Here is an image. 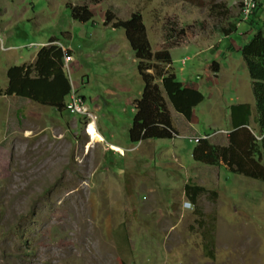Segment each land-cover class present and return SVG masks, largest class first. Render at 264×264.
Wrapping results in <instances>:
<instances>
[{"label":"rangeland","instance_id":"374dc122","mask_svg":"<svg viewBox=\"0 0 264 264\" xmlns=\"http://www.w3.org/2000/svg\"><path fill=\"white\" fill-rule=\"evenodd\" d=\"M68 3L87 5L93 18L74 20ZM241 3L0 0V86L10 66L34 63L56 37L71 50L64 69L89 110L0 95V264H264V181L195 161L189 141L210 133L225 145L233 103L255 114L234 47L255 27L264 31V9L245 19ZM107 10L116 19L140 12L151 50L169 49L176 78L203 93L190 121L168 104L172 138L129 141L143 82L124 30L104 24ZM231 22L238 30L226 37ZM92 121L102 141L91 143ZM186 183L204 187L194 203ZM208 234L213 258L204 253Z\"/></svg>","mask_w":264,"mask_h":264},{"label":"trees","instance_id":"16d2710c","mask_svg":"<svg viewBox=\"0 0 264 264\" xmlns=\"http://www.w3.org/2000/svg\"><path fill=\"white\" fill-rule=\"evenodd\" d=\"M67 6L76 21L87 22L93 18V11L85 4L68 3ZM259 9H264V0L257 1L250 16ZM109 22L113 28L124 30L143 82L140 97L133 101L135 112L128 130L129 141L136 144L146 139L172 138L175 129L168 104L190 121L194 108L204 100L203 93L176 78L171 71L169 49L151 50L140 12H133L127 19H116L115 14L107 10L104 24ZM244 22L248 23L246 20ZM237 30V24L231 22L223 30L224 36L229 37ZM56 41L58 39L52 37L48 45H42L37 50L34 63L10 66L6 71L7 86H0V95H16L57 111L66 109V101L74 89L65 72L64 62L65 57L72 53L70 49L63 50L62 46L54 43ZM235 50L240 51L250 78L255 114L249 103L231 104L228 109L227 143L219 145L208 139H200L192 150V157L197 162L224 166L229 172L264 181V31L255 27L250 39ZM214 68L217 69V63H214ZM251 116L256 130L250 127ZM203 191L204 187L198 184L184 185V193L193 203ZM211 193L215 194L213 191ZM204 253L213 258L211 234L204 242Z\"/></svg>","mask_w":264,"mask_h":264},{"label":"built area","instance_id":"2783aa9c","mask_svg":"<svg viewBox=\"0 0 264 264\" xmlns=\"http://www.w3.org/2000/svg\"><path fill=\"white\" fill-rule=\"evenodd\" d=\"M258 0H251V5H243V0L241 3V17L247 19L250 16L251 9H254ZM68 56L65 57V60ZM185 59L182 60L184 62ZM84 100L82 97L78 96L73 90L66 101V110L73 114L87 113V110L83 108ZM211 135L193 136L189 138V141L197 143L200 139H207Z\"/></svg>","mask_w":264,"mask_h":264},{"label":"bare ground","instance_id":"6f19581e","mask_svg":"<svg viewBox=\"0 0 264 264\" xmlns=\"http://www.w3.org/2000/svg\"><path fill=\"white\" fill-rule=\"evenodd\" d=\"M245 4L246 5H251V0L246 2ZM251 12L252 11H250V13ZM83 108L85 110H88L85 104H84ZM87 127H88L87 132H88V134H89V136L91 138V143L103 140V137L100 135V133L96 129L94 121L90 122V125H88ZM111 148L114 149L115 151L119 152L120 154L124 153V150L121 147H119V146L111 145Z\"/></svg>","mask_w":264,"mask_h":264},{"label":"crops","instance_id":"0c3cea01","mask_svg":"<svg viewBox=\"0 0 264 264\" xmlns=\"http://www.w3.org/2000/svg\"><path fill=\"white\" fill-rule=\"evenodd\" d=\"M236 48H239V46H237V47H234V50L236 49ZM217 68H218V66H217ZM196 84V83H195ZM186 86H189V85H186ZM193 87H195V86H193ZM247 103V102H246ZM116 146V145H115ZM119 146V145H118Z\"/></svg>","mask_w":264,"mask_h":264},{"label":"clouds","instance_id":"9594fccd","mask_svg":"<svg viewBox=\"0 0 264 264\" xmlns=\"http://www.w3.org/2000/svg\"><path fill=\"white\" fill-rule=\"evenodd\" d=\"M84 100V99H83ZM84 104H85V102H84ZM89 110H87V112H88ZM210 135V134H209ZM208 139V138H207Z\"/></svg>","mask_w":264,"mask_h":264}]
</instances>
